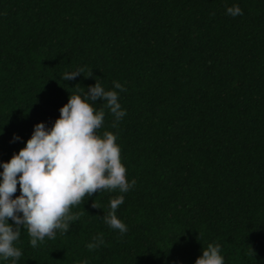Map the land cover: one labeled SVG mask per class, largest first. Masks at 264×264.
<instances>
[{"label":"trees","instance_id":"trees-1","mask_svg":"<svg viewBox=\"0 0 264 264\" xmlns=\"http://www.w3.org/2000/svg\"><path fill=\"white\" fill-rule=\"evenodd\" d=\"M96 80L124 86L99 133L134 187L85 197L36 248L25 227L0 264H195L217 243L225 264H264V0H0V162ZM117 195L123 236L102 219Z\"/></svg>","mask_w":264,"mask_h":264},{"label":"clouds","instance_id":"clouds-1","mask_svg":"<svg viewBox=\"0 0 264 264\" xmlns=\"http://www.w3.org/2000/svg\"><path fill=\"white\" fill-rule=\"evenodd\" d=\"M226 14L236 17L243 15V11L233 5L226 9ZM81 74L82 70L76 69L65 73L62 79L72 81ZM123 91L124 86L118 81H113V90H105L96 80L87 91L71 93L51 127L37 123L25 146L9 161L0 162V260H19L22 252L15 242L25 227L31 247L36 248L46 237L54 239L56 230L68 231L69 222L78 219V215L70 214V208L81 204L85 197L103 190L127 193L134 187L135 180L128 181L121 162L117 136L110 131L99 133L105 121V107L114 117L113 127L126 116L119 102V92ZM97 101H102L99 107ZM20 140L14 134L13 142ZM17 185L19 195H15ZM123 203L124 195L110 199L111 211L102 217L122 236L128 229L116 211ZM92 206L97 208L94 202ZM104 243L97 236L88 248L95 250ZM80 264L88 261L82 260ZM195 264H225L221 245L202 248Z\"/></svg>","mask_w":264,"mask_h":264}]
</instances>
